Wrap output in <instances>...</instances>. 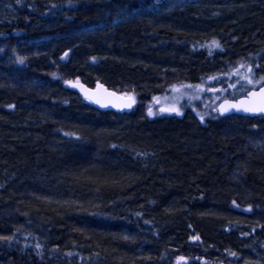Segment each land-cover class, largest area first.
<instances>
[{
  "label": "trees",
  "instance_id": "1",
  "mask_svg": "<svg viewBox=\"0 0 264 264\" xmlns=\"http://www.w3.org/2000/svg\"><path fill=\"white\" fill-rule=\"evenodd\" d=\"M171 1L0 0V264H264V118L136 113L264 77V0ZM145 9L160 22L127 18ZM73 80L137 109L99 111Z\"/></svg>",
  "mask_w": 264,
  "mask_h": 264
},
{
  "label": "rangeland",
  "instance_id": "2",
  "mask_svg": "<svg viewBox=\"0 0 264 264\" xmlns=\"http://www.w3.org/2000/svg\"><path fill=\"white\" fill-rule=\"evenodd\" d=\"M198 0H177L175 3H170V10L174 6L183 5L186 3H192ZM163 14L156 12V10L145 9L135 13H131L127 16L128 19L133 17L148 20L149 22H160V17ZM159 18V19H158ZM262 77H256L253 75L252 70L248 67H236L227 73L225 77L226 87L225 88H214L213 77L208 78V80L195 84V85H172L164 93L156 96V103L150 106L146 104L145 106L136 110V113H144L147 111L151 114V118H167L170 116L183 117L186 112L193 114L197 113L198 118L201 120L207 119L209 117L215 118L217 114V107L222 100L227 97L240 96L245 94L250 89L253 88L252 85L247 83L248 79L259 80ZM126 96L133 95L124 94ZM163 109L165 111H163ZM167 109H176V111H169ZM121 118H126V114H120ZM197 236L191 238L192 241H199ZM181 264V260L177 263Z\"/></svg>",
  "mask_w": 264,
  "mask_h": 264
},
{
  "label": "water",
  "instance_id": "3",
  "mask_svg": "<svg viewBox=\"0 0 264 264\" xmlns=\"http://www.w3.org/2000/svg\"><path fill=\"white\" fill-rule=\"evenodd\" d=\"M67 86L90 102L94 108L101 111L130 114L136 107V100L133 97L111 90L102 83H98L93 87H88L82 82H68ZM129 104L131 107L127 106ZM232 105L236 107L231 108L230 111H222L223 107H230ZM258 105L259 88L251 89L244 96L237 99L222 100L217 107V112L221 118L232 115L264 118V113H253L242 110L245 107H256ZM237 108H241V110L238 111Z\"/></svg>",
  "mask_w": 264,
  "mask_h": 264
},
{
  "label": "snow or ice",
  "instance_id": "4",
  "mask_svg": "<svg viewBox=\"0 0 264 264\" xmlns=\"http://www.w3.org/2000/svg\"><path fill=\"white\" fill-rule=\"evenodd\" d=\"M2 51V49H0ZM24 59L20 58L19 63L23 64ZM251 71V69H250ZM247 83L252 85L253 88H256L257 85H259V105L256 107H245L242 110L246 112H253V113H264V77L260 78L259 80H253L248 79ZM128 107H131V105H127ZM236 107L235 105H232L230 107H223L222 111H230L231 108ZM169 111H176V109H167ZM237 110H241V108H237ZM151 114V113H150ZM198 239V238H197ZM234 255V254H233Z\"/></svg>",
  "mask_w": 264,
  "mask_h": 264
},
{
  "label": "bare ground",
  "instance_id": "5",
  "mask_svg": "<svg viewBox=\"0 0 264 264\" xmlns=\"http://www.w3.org/2000/svg\"><path fill=\"white\" fill-rule=\"evenodd\" d=\"M177 0H173V1H171L170 3H177L176 2ZM198 1H200V0H198ZM195 2H197V1H195ZM195 2H192V3H186V4H183V5H179V6H187V5H190V4H194ZM161 14V13H160ZM120 22V21H119ZM113 24H117V22H115V20H114V23ZM102 27V25H100V26H98V27H95V28H90V29H88L87 31H93V30H95V29H99V28H101ZM12 34H14V33H12ZM7 37H9L8 35H6ZM6 37V38H7ZM25 44H27V45H31L30 43H25ZM68 82H81V81H75V80H73V81H68ZM67 82V83H68ZM84 84V83H83ZM86 85V84H85ZM183 85H189V84H183ZM192 85H195V84H192ZM87 86V85H86ZM95 86V85H94ZM106 86V85H105ZM89 87V86H88ZM107 87V86H106ZM110 89V88H109ZM112 90V89H111ZM74 91V90H73ZM77 93V92H76ZM81 98H82V100H84V102H87V103H89L91 106H92V104L90 103V102H88L86 99H84L82 96H80ZM154 102L156 103V98L154 99ZM136 106H137V103H136ZM93 107V106H92ZM94 108V107H93ZM137 109V107H135L134 108V110L131 112V113H133L135 110ZM98 110V109H97ZM99 111H101V110H99ZM163 111H165L164 109H163ZM102 112H108V111H102ZM112 113H114V112H112ZM115 114V113H114ZM117 114V113H116ZM188 114H190L189 115V117H191V118H195L194 116L192 117L191 115H195L196 117H198L197 116V113L196 114H193L192 112H190V113H188ZM126 115H128V114H126ZM121 116V115H120ZM183 118H185V115L183 116ZM209 118H213V117H209ZM215 118H221L219 115H218V112H217V114H215Z\"/></svg>",
  "mask_w": 264,
  "mask_h": 264
},
{
  "label": "flooded vegetation",
  "instance_id": "6",
  "mask_svg": "<svg viewBox=\"0 0 264 264\" xmlns=\"http://www.w3.org/2000/svg\"><path fill=\"white\" fill-rule=\"evenodd\" d=\"M246 93H247V92H246ZM246 93H245V94H246ZM245 94H244V95H245ZM244 95H243V96H244ZM224 118H225V117H224Z\"/></svg>",
  "mask_w": 264,
  "mask_h": 264
}]
</instances>
